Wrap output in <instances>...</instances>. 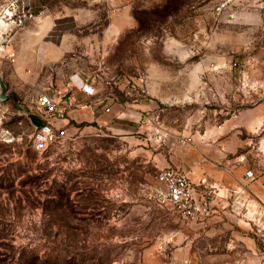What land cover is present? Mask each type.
I'll list each match as a JSON object with an SVG mask.
<instances>
[{"label": "rangeland", "instance_id": "374dc122", "mask_svg": "<svg viewBox=\"0 0 264 264\" xmlns=\"http://www.w3.org/2000/svg\"><path fill=\"white\" fill-rule=\"evenodd\" d=\"M28 1L33 16L13 40L20 54L31 40L26 74L93 81L112 111L103 128L84 122L37 151L18 106L33 87L16 65L3 67L0 264H187L186 249L200 247L207 258L188 264H264L256 227L248 233L260 257L214 258L216 234L200 238L152 197L157 174L202 144L264 140V0ZM41 15L50 28L31 36ZM51 48L64 50L57 61Z\"/></svg>", "mask_w": 264, "mask_h": 264}, {"label": "crops", "instance_id": "0c3cea01", "mask_svg": "<svg viewBox=\"0 0 264 264\" xmlns=\"http://www.w3.org/2000/svg\"><path fill=\"white\" fill-rule=\"evenodd\" d=\"M8 1L0 0V6ZM41 16L44 23L37 29L31 30V36H39L49 30L50 20L53 18ZM25 27L26 25H23L19 28L25 29ZM17 30L9 33L5 46L6 53H15L16 61L14 63L1 62L0 74L6 64L16 65L22 82L33 87L32 91L22 92V100L18 102V106L19 112L28 119L34 130L44 123H50L58 134L61 131L64 132L58 137L60 139L79 131L81 129L79 124L84 122H97L102 128L103 125L108 124L112 107L109 109L107 104L103 105L99 102V88L95 82L83 80L75 75L71 80L68 77H56L55 79L53 77L47 83H39L37 78L26 74V67L34 61V52L31 49V40H29L24 45L23 52L19 53L17 46L13 43ZM63 52V48H51L48 59L57 61ZM84 86H87V89H93V93L84 90ZM40 91H47L59 107L65 109L64 118L47 114L40 109L37 99ZM259 111L256 108L251 115H258ZM125 113L126 111H123L117 119L124 117ZM35 118L38 120L36 123L33 121ZM248 125L251 128H247V131L251 134L256 133L257 130L254 129L258 124L250 122ZM262 147L264 148V140H260L257 145L253 139L238 141L235 136L234 138L230 136L213 143L202 144L197 150H192L186 156L181 157L182 161L178 169L189 175L200 193L205 192L207 187L215 188L211 216L203 221L189 223L191 227L197 229V235L200 238L212 236V234L217 235L212 254L214 258H245L240 254L247 250L250 257L253 255L256 259L260 257L256 243L249 236L248 229L254 226L264 235V149ZM259 154L262 157L259 158L257 156ZM238 155L245 159L240 161ZM249 170L254 172L253 177H247L246 173ZM201 180H205L206 183L201 184ZM186 230L189 231V228ZM188 237L189 235L187 239ZM206 251V247L198 248L195 253L189 252L187 248L185 262L190 263L194 254L198 260L206 259Z\"/></svg>", "mask_w": 264, "mask_h": 264}, {"label": "built area", "instance_id": "2783aa9c", "mask_svg": "<svg viewBox=\"0 0 264 264\" xmlns=\"http://www.w3.org/2000/svg\"><path fill=\"white\" fill-rule=\"evenodd\" d=\"M29 4L28 0H9L0 6V63L4 61L14 63L16 61L15 53H6L5 46L9 33L16 27L23 26L26 19L33 16L30 13ZM83 88L87 92L93 93V89H87V86ZM37 99L38 106L45 113L60 118L65 117V109L59 107L47 91H40ZM63 134V131L58 134L50 123H44L36 127L33 132V146L37 151H44L54 137ZM152 134L162 143H166L170 137L166 128L160 125L153 128ZM244 159L242 156L239 157L240 161ZM246 175L253 177L254 172L249 170ZM156 181L152 197L160 206L172 209L180 218L188 222L203 221L211 216L214 187H207L205 192L200 193L197 185L186 172L171 166L162 169L157 174ZM205 183V180H201V184ZM173 239V236H170L168 241H173Z\"/></svg>", "mask_w": 264, "mask_h": 264}, {"label": "water", "instance_id": "95a60500", "mask_svg": "<svg viewBox=\"0 0 264 264\" xmlns=\"http://www.w3.org/2000/svg\"><path fill=\"white\" fill-rule=\"evenodd\" d=\"M10 98V94L7 92V86L4 81L3 74H0V102H5Z\"/></svg>", "mask_w": 264, "mask_h": 264}]
</instances>
